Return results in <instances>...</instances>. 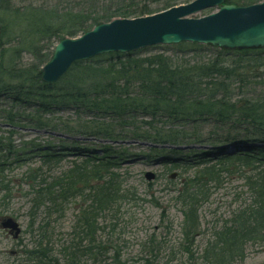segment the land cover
<instances>
[{
    "label": "trees",
    "instance_id": "1",
    "mask_svg": "<svg viewBox=\"0 0 264 264\" xmlns=\"http://www.w3.org/2000/svg\"><path fill=\"white\" fill-rule=\"evenodd\" d=\"M193 1L49 0L40 7L13 9L12 0H0V15L12 23L15 34L5 39L0 26V97L12 104L0 119L13 126L112 143L132 140L175 147L217 145L221 138L203 135L205 126L246 121L252 125L248 135H259L262 140L244 151L221 154L215 166L208 163L218 156L209 152L177 161L166 159L177 169L205 166L203 176L210 183L221 172L229 173L231 165L242 170L253 203L217 226L204 249L203 264L242 263L247 244L264 242V50L231 52L183 43L172 53L145 49L77 62L58 84H44L41 78L42 68L61 41L115 19L153 15ZM261 2L226 0L227 5L239 7ZM25 56L30 57L27 63ZM257 86L262 93L247 94ZM14 109L33 113L23 118L14 116ZM160 125L170 129L158 130ZM78 151L33 145L15 151L14 163L8 164L4 153L13 156V145L10 139L7 145L0 142V185L8 198L16 184L11 188L13 182L5 180L7 170L36 160L20 180L29 187L23 195L32 205L26 233L34 242L24 247L18 264H107L110 252L115 254L113 264H121L119 248L104 241L101 233L106 230V218H117L115 208L125 200L117 172L123 154L109 147L102 153ZM70 157L75 159L64 170ZM189 182L179 195L184 215L182 248L195 262L187 248L201 234L199 210L207 190H198L195 179ZM8 198L0 201V218L6 215ZM76 198L83 200V206L66 240L64 234H56L54 224ZM116 227L112 225L113 231Z\"/></svg>",
    "mask_w": 264,
    "mask_h": 264
},
{
    "label": "rangeland",
    "instance_id": "2",
    "mask_svg": "<svg viewBox=\"0 0 264 264\" xmlns=\"http://www.w3.org/2000/svg\"><path fill=\"white\" fill-rule=\"evenodd\" d=\"M47 1L49 0H12V8L40 7L46 5ZM211 12H202L192 18L199 19L211 14ZM0 26L5 39L15 35L11 33L13 31L12 23L8 18L1 15ZM167 50L172 53V51H176V48L175 46H157L150 48L148 53L167 52ZM29 60L30 57L25 56L24 61L27 63ZM5 82L11 81L6 80ZM11 83L15 84L14 82ZM261 88L259 86L250 88L247 94L255 96L256 93V95H259L262 93ZM234 91H238V89ZM11 107L12 104L10 102L5 103L2 95L0 97V117L3 111H11ZM32 113L24 109H14L13 115L26 118ZM22 126L9 125L0 119V142L7 145L10 139L13 145V156L8 157L7 153H4V156L8 158V164L14 163L15 151L21 152L33 145L50 146L57 150L65 147L71 149L73 154L80 153L78 150L102 153L103 148L109 147L119 155L123 154L120 156L124 159V162L117 172L120 173L125 200L121 201L115 208L117 218H106L104 222L106 230L103 234L101 233L104 241H108L119 248L121 264H203V252L213 231L219 228L223 222L231 220L234 213L253 203L246 181L242 177L244 174L239 172L242 170H239L235 165L229 167V173L221 172L210 183L203 176L205 166L196 165L177 169L170 161L160 160V157L179 159L183 156L193 157L194 155L211 152L218 153V157L215 156L217 157L216 160L208 163L209 166H215V164H218L217 160L220 155L226 154V152L217 151H226L227 147L258 145L259 141L256 140H262L259 135H248L252 134V125L246 121L234 119L224 126L207 125L202 129L203 135L221 138L223 144L213 146L188 145L181 149H176L172 145L155 146L156 144L150 142L132 140L112 143L98 138L52 133L48 130ZM157 129L167 131L170 126L160 125ZM228 142H232V144L225 146ZM74 159V157H70L64 162V170L69 167ZM193 159L194 161L200 160L199 158ZM31 163L14 165L7 170L4 176L5 180L13 182L10 185L11 188L16 184L10 195L11 198H8L9 195H5L1 191L2 187L0 185V201L4 197L8 198L6 216L17 219L22 228V235L18 241L13 240L12 237L0 229V264H18L22 258L21 252L24 247L31 246L34 242V239L26 233L31 219L29 214L32 212V205L23 195L28 192L29 187L20 181L28 168L35 166L36 160ZM218 169L219 167H217ZM148 175L154 176V179L148 181ZM193 179L199 184L198 190L203 189L204 193L207 190L199 210L201 234L194 239L193 246L187 248L194 255L195 262L188 259L189 254L185 253L182 248L184 242L182 229L184 215L179 202L180 191L186 188L190 184L189 181ZM20 184H22L21 187H19ZM82 203V199L76 198L67 205L64 217L57 224H54L56 234H64V238L69 239L76 216L80 212L81 206H83ZM40 220L41 218H38V222ZM113 224H117L115 231L112 229ZM114 255V252L109 253L110 260L107 264H113L112 257ZM235 264H264V242L247 244L244 261Z\"/></svg>",
    "mask_w": 264,
    "mask_h": 264
},
{
    "label": "water",
    "instance_id": "3",
    "mask_svg": "<svg viewBox=\"0 0 264 264\" xmlns=\"http://www.w3.org/2000/svg\"><path fill=\"white\" fill-rule=\"evenodd\" d=\"M225 0H196L165 12L137 19H117L95 27L77 39L60 42L52 60L42 69L45 84L58 83L80 61L155 46L199 44L227 51L264 50V3L247 7ZM216 13L201 19L191 16L207 10ZM154 176L148 175L152 181ZM0 228L18 239L21 228L13 218H3Z\"/></svg>",
    "mask_w": 264,
    "mask_h": 264
}]
</instances>
